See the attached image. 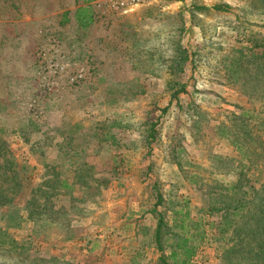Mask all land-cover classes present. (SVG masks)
<instances>
[{
    "label": "rangeland",
    "instance_id": "rangeland-1",
    "mask_svg": "<svg viewBox=\"0 0 264 264\" xmlns=\"http://www.w3.org/2000/svg\"><path fill=\"white\" fill-rule=\"evenodd\" d=\"M114 1L0 0V227L39 218L0 264H177L181 237L188 264H261V147L230 129L264 139V0ZM236 180L256 194L223 232Z\"/></svg>",
    "mask_w": 264,
    "mask_h": 264
},
{
    "label": "trees",
    "instance_id": "trees-1",
    "mask_svg": "<svg viewBox=\"0 0 264 264\" xmlns=\"http://www.w3.org/2000/svg\"><path fill=\"white\" fill-rule=\"evenodd\" d=\"M67 13V11L64 13V19L63 21H67L68 19L65 17V14ZM74 19L76 21V24L78 27L80 28H87L88 26H90L93 23V15H92V11L90 9V6H77L74 10ZM184 58V57H183ZM262 61L264 62V47H263V51H262ZM183 61H177V66H179V68H182V64ZM184 88H177L175 89L174 93H173V97L177 96V93L180 91H183ZM246 128L243 127V132L245 133L243 137L239 136V132L233 130L232 128L230 129V133H232V135L238 139L241 140L242 142H248L246 141V137H249V140L251 143H253V147H254V151L255 156L259 155L260 152L256 151V147H261V152H262V217H261V229H262V245H260L259 243H256L255 247L256 249H258L260 246V249H262V251L260 252V254L258 253L255 257V260L257 262H261V264H264V139H260L259 136L257 135H252L250 129H248V127L245 125ZM238 132V133H237ZM257 142V143H256ZM241 146V145H240ZM249 161H252V164H256L255 162H253L252 158H249ZM3 166V165H1ZM16 172H18V170L15 169V167L11 168H3L2 173H6L7 175H5L6 177L12 176L13 174H15ZM17 174V173H16ZM18 175V174H17ZM245 180V179H243ZM248 180V179H247ZM63 183H65V179L62 180ZM238 182H236L235 185L231 186V188H234L235 192H238V194L236 195L235 199L232 201H229V203L226 205V208L231 212V218L228 217L227 215L225 216V221L227 219H229V221H226L223 223V227L220 228V230L222 229V231H227L230 227L234 226V223H236L235 221L233 222L232 218H236L238 216L241 215L242 210H244L245 208H248V201H251L252 198H254L256 193H250L247 190H243L241 189V187L243 186V184H238L240 182V180H236ZM195 182V181H194ZM255 184V183H254ZM254 184H250L249 188L253 189L254 188ZM0 187H2V184L0 183ZM226 187V186H225ZM224 187V188H225ZM6 188L8 187H2V190H6ZM39 189V188H38ZM37 190V189H36ZM256 192H259V190H257ZM252 195L250 196V200L247 201L246 196L247 195ZM221 196V195H220ZM35 199L31 198V200L28 202L29 207L31 208V213H27V215H25V217H23V215L20 214H16V215H8L7 217H5L4 219V226L0 227V248H3L6 251L9 252H14L17 256H22V257H26L30 251V247L27 245V240H23V241H18L14 238H10L8 236V228L10 227H19L23 221H31L33 222V224L37 223L39 218L35 217V213H37V211H33V206H36L37 204L34 203ZM8 199H2V201H0V203L3 202V204H6V202H8ZM161 202V195L157 192V201L155 205L160 204ZM253 204V203H252ZM260 205V204H258ZM223 207L221 206H216V205H211L209 207L210 211H221ZM226 209V210H227ZM249 209V208H248ZM152 212H155L157 215V222H156V226L154 229V240L157 246V249L162 251L164 249L163 244H162V238L168 234L169 229H168V225L167 222L164 220L162 214L157 211L155 208L151 210ZM28 212V211H27ZM212 225V223H211ZM258 241V238H256V242ZM194 254V248L188 245V238L184 237V238H180V240L178 241V243L175 246V249L171 250L168 257L172 258L173 260L176 261L177 264H188L189 263V259L190 257ZM178 255H181L180 258H177ZM159 260L161 262V264H170L167 259L165 258L164 255H160L159 256ZM11 264H24L22 261H14ZM254 264V263H252Z\"/></svg>",
    "mask_w": 264,
    "mask_h": 264
},
{
    "label": "built area",
    "instance_id": "built-area-1",
    "mask_svg": "<svg viewBox=\"0 0 264 264\" xmlns=\"http://www.w3.org/2000/svg\"><path fill=\"white\" fill-rule=\"evenodd\" d=\"M132 1H134V2H140V1H142V0H132ZM113 4H116V5L119 4L118 6H121V3L119 2V0L114 1Z\"/></svg>",
    "mask_w": 264,
    "mask_h": 264
}]
</instances>
